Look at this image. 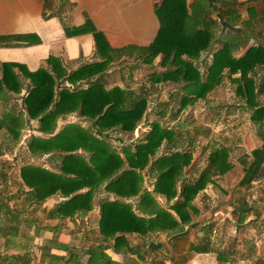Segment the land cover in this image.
<instances>
[{"label": "trees", "instance_id": "obj_1", "mask_svg": "<svg viewBox=\"0 0 264 264\" xmlns=\"http://www.w3.org/2000/svg\"><path fill=\"white\" fill-rule=\"evenodd\" d=\"M154 11L159 20V30L153 42L145 49H140L139 54L152 69L150 63L157 57L162 67L171 69L152 74L151 85L181 82L185 91L181 105L185 108L191 101L205 99L227 75L236 84V95L254 108L252 120L258 122L264 118V106H259L257 102L264 85L257 87V82L250 76L254 67L264 66V47H250L242 56L234 58L230 42L225 41L212 53L206 73L202 75L193 61L210 49L213 33L206 27L194 28L192 22L195 16L188 14L186 0H162L155 4ZM86 30L84 26L71 30L66 28L65 33L71 36ZM92 33L101 61L84 64L70 73L53 56L46 60V67L33 72L17 63H1L0 98H5L2 96L4 93L20 94L21 78L28 81L30 88L23 97L24 109L28 120L38 121L37 131L44 135L31 137L28 150L34 154L53 153L60 157L57 172L37 165H23L19 169L21 184L27 189L28 199L25 203L43 204L60 196L65 200L49 210L45 219H73L81 213L92 211L95 194L104 185V191L112 194L116 200H105L100 205L99 240L104 244L114 237V248L118 250L126 246L128 235L145 238L150 234L169 232L189 225L193 215L198 214L193 204L197 194L213 183L214 176L228 173L231 165L227 150L220 148L211 151L207 168L196 180L183 182L178 195L176 184L181 180L183 169L191 163L190 151L171 150L167 155H157L163 143L175 140L174 130L161 128L158 123L152 122L142 142L122 146L120 152L100 136L106 132H133L147 108L146 98L140 94L119 87L107 89L99 80L90 82L93 77L106 72L113 59L111 48L103 35L95 30ZM5 39L28 44L39 42L36 36H33V41H29L26 36ZM65 77L70 85L77 86L84 81L90 84L86 88L75 86L73 89H57V81ZM70 114L91 120L99 135L76 123L67 124L54 133L57 120ZM23 124L21 115L7 113L0 118V131L5 130L18 139ZM148 168L151 173H155L152 191L142 188V173ZM154 196L168 201L177 196L178 199L164 210L159 207ZM134 197H138L135 208L125 202V199ZM191 249L198 253L204 251L192 245ZM94 257L92 255L87 264H102V260ZM159 259L156 256L154 264L160 263L157 262Z\"/></svg>", "mask_w": 264, "mask_h": 264}, {"label": "rangeland", "instance_id": "obj_2", "mask_svg": "<svg viewBox=\"0 0 264 264\" xmlns=\"http://www.w3.org/2000/svg\"><path fill=\"white\" fill-rule=\"evenodd\" d=\"M218 48L211 46L209 50L201 53L199 59L193 61L200 74L206 73L207 63H210L212 53ZM143 59L141 58L142 63L112 60L106 71L109 72L107 77L97 76L90 79L94 82L99 80L107 89L121 85L120 89L133 91L146 98L147 109L136 129L125 135L116 132L103 133L107 142L120 152L122 146L142 142L152 122L158 123L161 128L174 130L176 142L174 140L163 143L158 155H167L171 150L190 151L191 163L183 169L181 180L176 184L178 195L183 182L196 180L207 168V158L213 150H227L231 169L225 175L214 176L213 183L206 185L197 194L193 204L198 214L193 215L189 225L165 234H150L146 240L129 238L130 244L137 245L143 251L146 261H139L141 257L134 254L115 256L99 240V234L95 235L93 230L88 234L92 225L90 220L97 215L101 202L106 199L105 193L101 191L103 188L95 195L92 214L81 213L72 220H65L60 224L63 226L61 229L65 230L66 236H70V241L77 248L75 250L84 248L82 264H87L92 255L97 260H102V264H149L151 261L154 264V252L149 248L155 250L153 247L158 243L167 245L168 250L159 257L158 264H264V118L258 122L252 120L253 110L236 95V84L227 75H224L222 83L208 93L205 99L191 101L182 108L181 100L185 91L181 82L178 84L168 81L151 85L152 74H161L171 68H164L157 63L159 57L153 61L157 65L154 69L147 67ZM153 62L150 63L152 66ZM89 63L92 62L84 64ZM84 64L81 63L77 68ZM20 82V94L4 93L2 96L5 98H0V118L7 113H13L21 115L24 122L18 139H14L5 130L0 131V230L8 225V228L19 226V231L24 233L28 231L25 226H28L34 236L36 217L38 227L41 226L43 230H50L52 227L49 226L59 223L45 220V214L63 199L55 196L53 200H47L43 204L25 203L28 199L27 189L21 184L19 169L23 165H37L57 172L60 168V157L53 153L29 152V139L33 137L32 132L37 131L38 126H33L28 120L23 104V97L29 90L30 83L23 78ZM89 84L84 81L77 86L86 88ZM75 86L76 84L66 87L73 89L77 87ZM257 100L264 105V95H258ZM70 115L72 118L62 120L65 125L76 123L98 134V129L91 120L79 118L75 114ZM142 175V188L152 191L155 173H151L148 168ZM154 197L159 207L164 210L178 199V196L171 201L160 196ZM128 201L135 208L138 199ZM6 204L8 205L5 208ZM24 218H28L27 225ZM8 228L2 229L4 234L0 231V237L3 235L0 246L5 247L9 242L4 240L5 236L12 235L14 239L18 236L12 229V234L9 233ZM46 233L47 231L45 235ZM27 234L23 240L25 245L30 243L27 238L31 234ZM191 245L204 251L198 253L191 249Z\"/></svg>", "mask_w": 264, "mask_h": 264}, {"label": "crops", "instance_id": "obj_3", "mask_svg": "<svg viewBox=\"0 0 264 264\" xmlns=\"http://www.w3.org/2000/svg\"><path fill=\"white\" fill-rule=\"evenodd\" d=\"M186 1L188 14L195 16L192 22L195 24L194 28L204 29L206 27L213 33L214 39L211 46L220 47L225 41L230 42L234 58L242 56L250 47H264V0ZM160 2L162 0H0V64L17 63L33 72L46 67V60L49 56H53L70 73L81 63L102 60L96 50L92 30L103 35L111 48L112 60L142 63L140 49H145L153 42L160 27L154 11L155 4ZM83 26L87 29L83 33L71 36L65 33L66 28L71 30ZM11 36H26L29 41H33V36H36L39 42L28 44L25 41L13 42L4 39ZM153 64L154 69L157 65L156 62ZM148 66L151 67V65ZM108 73L104 72L97 76L107 77ZM250 76L258 82L257 87H262L264 66L254 67ZM67 85L70 84L66 77L57 81V89ZM118 86L121 88V85ZM259 95H264V90ZM258 104L264 106L259 102ZM247 107L254 110L248 105ZM65 118L70 119L72 116H61L56 122L54 133L66 124L62 122ZM30 122L36 127L39 124L38 121L30 120ZM102 135L104 137L105 134ZM32 136L44 135L33 131ZM104 187L101 185L100 188L103 190L100 188L98 190L105 193V200H116V197L104 191ZM130 199L133 198L125 199V202L129 203ZM134 199L137 200L138 197ZM51 200L53 198L48 202ZM86 213L90 215L92 211ZM99 217L98 211L97 215L90 220L92 225L89 231L87 230L88 234L92 230L96 232L95 235L99 234ZM37 218L34 220L36 226L34 236L30 233L28 226H25L28 231L24 233L19 231V226L4 227L12 229L18 236L15 239L12 235L5 236L4 240L9 242L5 247L0 246V264H82L81 257L84 256L85 250L84 248L75 250L77 248L74 242L70 241V236H66L65 230L61 229L63 226L60 224L65 220H51L53 223H56L55 221L59 223L49 226L52 227L50 230H43L41 226L38 227ZM23 221L27 225L28 218H24ZM12 231L10 230L9 233L12 234ZM45 231H47L46 235ZM27 233L31 234L27 238L30 239V243L25 245L23 240L26 239ZM112 238L104 244L105 247L108 246L106 248L112 250L113 255L134 254L141 257L139 261L146 259H144L143 251L138 249L137 245L130 244L129 241V238L137 240L139 236H126V246L118 250H115ZM132 242L135 241L132 240ZM156 246L153 247L155 250L149 248L151 252H154V258L162 257L163 252L167 253V245L158 243ZM149 264H152V261Z\"/></svg>", "mask_w": 264, "mask_h": 264}]
</instances>
